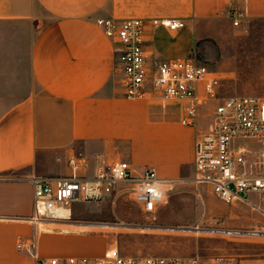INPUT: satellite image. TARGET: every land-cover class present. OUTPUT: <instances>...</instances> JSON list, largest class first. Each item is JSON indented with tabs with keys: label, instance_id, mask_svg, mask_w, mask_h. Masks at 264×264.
<instances>
[{
	"label": "crops",
	"instance_id": "0c3cea01",
	"mask_svg": "<svg viewBox=\"0 0 264 264\" xmlns=\"http://www.w3.org/2000/svg\"><path fill=\"white\" fill-rule=\"evenodd\" d=\"M231 11L242 14L237 26ZM260 17L264 0H0V264H33L16 248V240L27 241L32 232L24 220L33 211L28 178L69 176L70 158L88 165L78 176L91 178L127 162L132 175L150 167L171 180V188L195 183V141L210 129L215 106L230 97L264 98V89L252 83L239 92L228 66L243 50L264 55L246 43L245 25ZM99 19L143 20L148 65L194 57L209 67L216 97L196 85L192 125L181 123L185 101L151 91L125 97L122 74L113 67L114 45L96 26ZM154 19L184 27H154ZM257 64L264 66V59ZM79 210L72 206V213ZM55 240L60 244L52 245ZM36 242L41 257L64 255V236L39 234Z\"/></svg>",
	"mask_w": 264,
	"mask_h": 264
},
{
	"label": "built area",
	"instance_id": "2783aa9c",
	"mask_svg": "<svg viewBox=\"0 0 264 264\" xmlns=\"http://www.w3.org/2000/svg\"><path fill=\"white\" fill-rule=\"evenodd\" d=\"M242 14L231 11L234 26ZM154 27L174 31L184 27L182 21L152 20ZM96 26L113 43V67L122 74L125 97L138 99L147 92H158L163 99L187 103L183 125L196 118V85L204 84L208 98L216 97L217 79L209 67L194 57L164 59L153 65L146 63L144 29L141 19H125L119 23L99 19ZM262 142L263 148L250 149L237 141ZM69 176L28 178L33 192V211L26 219L35 227L34 236L18 242L33 264H203L198 258L135 257L108 248L98 256L41 257L37 252L36 231L40 224L70 221L72 206L82 202H98L116 192H128L131 200L145 214H153L171 190V180L160 179L153 168L139 175L131 173L127 162H115L98 169L94 177L78 176L87 164L79 158L68 160ZM194 179L209 185L213 196L226 204L242 203L264 218V98L238 96L224 98L215 106L210 129L197 135L193 155Z\"/></svg>",
	"mask_w": 264,
	"mask_h": 264
},
{
	"label": "rangeland",
	"instance_id": "374dc122",
	"mask_svg": "<svg viewBox=\"0 0 264 264\" xmlns=\"http://www.w3.org/2000/svg\"><path fill=\"white\" fill-rule=\"evenodd\" d=\"M245 27L249 34L248 47L264 50V17L252 20ZM237 56L228 65L232 85L239 92L250 83L264 89V66L257 64L264 55L243 50ZM237 144L254 150L263 148L262 142L253 140H241ZM120 188L126 185H119L116 192L101 201L74 204V209L80 208L81 215L71 211L68 222L40 224L36 236H64V255L55 257L98 256L108 248H116L126 256L198 258L203 264L264 261V236L248 234L264 232V218L246 205L223 203L205 185L188 183L172 187L159 209L145 214L132 202L129 193ZM96 207L106 212L100 214ZM77 224L96 226L80 228ZM31 225L30 238L35 233ZM59 242L55 240L51 244Z\"/></svg>",
	"mask_w": 264,
	"mask_h": 264
},
{
	"label": "bare ground",
	"instance_id": "6f19581e",
	"mask_svg": "<svg viewBox=\"0 0 264 264\" xmlns=\"http://www.w3.org/2000/svg\"><path fill=\"white\" fill-rule=\"evenodd\" d=\"M77 227H80V228H82V227H95L96 225H91V224H77L76 225ZM100 226V225H99ZM101 226H106V225H101ZM109 226H111V225H109ZM107 227V226H106ZM249 235H252V234H254V235H260V236H264V232H262V233H258V232H250V233H248Z\"/></svg>",
	"mask_w": 264,
	"mask_h": 264
}]
</instances>
